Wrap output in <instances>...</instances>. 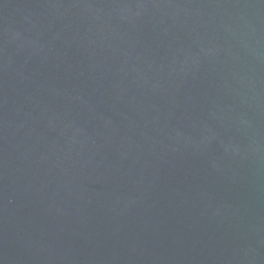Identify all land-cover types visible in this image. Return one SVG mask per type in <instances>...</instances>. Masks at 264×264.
Masks as SVG:
<instances>
[{"label": "water", "instance_id": "95a60500", "mask_svg": "<svg viewBox=\"0 0 264 264\" xmlns=\"http://www.w3.org/2000/svg\"><path fill=\"white\" fill-rule=\"evenodd\" d=\"M0 264H264V0H0Z\"/></svg>", "mask_w": 264, "mask_h": 264}]
</instances>
